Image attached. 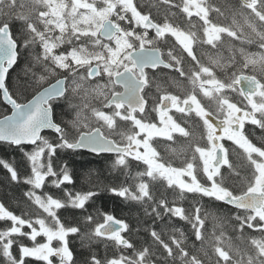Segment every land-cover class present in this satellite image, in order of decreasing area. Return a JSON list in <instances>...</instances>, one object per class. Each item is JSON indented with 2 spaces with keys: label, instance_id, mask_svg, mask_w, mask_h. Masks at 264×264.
Returning a JSON list of instances; mask_svg holds the SVG:
<instances>
[{
  "label": "snow or ice",
  "instance_id": "1",
  "mask_svg": "<svg viewBox=\"0 0 264 264\" xmlns=\"http://www.w3.org/2000/svg\"><path fill=\"white\" fill-rule=\"evenodd\" d=\"M157 138L186 141L178 166ZM0 148L28 202H0V264H264V0H0ZM80 150L142 169L104 191L151 220L143 243L71 190Z\"/></svg>",
  "mask_w": 264,
  "mask_h": 264
},
{
  "label": "trees",
  "instance_id": "2",
  "mask_svg": "<svg viewBox=\"0 0 264 264\" xmlns=\"http://www.w3.org/2000/svg\"><path fill=\"white\" fill-rule=\"evenodd\" d=\"M215 2L222 6H226V0H215ZM249 50L257 51L255 46H250ZM23 59L24 57H21L22 61ZM17 71H19V69H17ZM15 75L16 74L13 73V76ZM61 109H63V107H57L56 112H58V114L61 113ZM257 134H259V130H257ZM45 135L50 136L51 134ZM177 143L179 146H181L179 149L186 147V141H184L183 138H180L177 142H175V146ZM154 146L157 148V151L161 153V156L171 154L166 152V145L158 143ZM26 150H31V148L26 147ZM179 153L180 151H178V154ZM4 156H7L8 159L16 163H20V172H24L26 170V165L23 162L22 154L19 151L13 150L11 148H0V157ZM182 158V155H178L177 160H181ZM66 159L70 163L71 168L75 173L74 178L76 184L74 189H71V186H69L71 190H82L92 187V185H98L100 188V196L94 199V201L90 202L91 206L88 207L89 213L95 215L97 212H108L115 215L117 218L125 219L133 229L140 228L139 233H136L135 231L133 232L132 239L141 243L148 239V234L144 231V229L151 224V220L143 215L139 205L131 206L128 202L122 201L121 198L113 197L111 193L104 191V186L119 184L125 181L131 184V176H134L136 171L142 169L133 166L130 169V176L126 177L119 171L111 170L109 155L98 156L83 151L68 155ZM171 162L176 166L180 164L177 163L178 161ZM5 171L6 170L0 168V202L5 203L9 209L14 210L17 214H20L23 209L28 208V202H26V198L23 196V193L27 190V186L8 183L5 177ZM154 191L155 194L159 196L160 193L164 192L165 190L163 187H160L158 191ZM167 198L169 200L173 199L170 194H167ZM184 205L187 207V201L184 202ZM177 227H181L189 235V246H191L193 243L199 245V242L195 241L194 237L191 236V229L185 222L179 221ZM40 239L41 238L38 237V240ZM74 247L77 252L78 260L87 254L86 250L81 249L79 242H76ZM95 247H98L99 254L102 255L104 252L103 246L101 245Z\"/></svg>",
  "mask_w": 264,
  "mask_h": 264
},
{
  "label": "rangeland",
  "instance_id": "3",
  "mask_svg": "<svg viewBox=\"0 0 264 264\" xmlns=\"http://www.w3.org/2000/svg\"><path fill=\"white\" fill-rule=\"evenodd\" d=\"M177 146V147H176ZM176 146H175V143H170V142H168V144H166V152L167 153H171V154H167V155H163L162 157H163V159H165V160H169L170 162L171 161H175V162H177V163H181V160H177V157H178V155H181L180 153L178 154V151H180V147L181 146H179V144L177 143L176 144ZM172 149H176L177 151H176V153H173L172 152Z\"/></svg>",
  "mask_w": 264,
  "mask_h": 264
},
{
  "label": "flooded vegetation",
  "instance_id": "4",
  "mask_svg": "<svg viewBox=\"0 0 264 264\" xmlns=\"http://www.w3.org/2000/svg\"><path fill=\"white\" fill-rule=\"evenodd\" d=\"M65 109H61V113L64 111ZM58 113V112H57ZM60 114V113H59ZM43 134H51L50 133V131H48V132H45V133H43ZM157 139H159L160 140V143L161 144H163V145H166V144H168V142L167 141H164L162 138H157ZM170 143H173V142H170ZM230 143V142H229ZM155 144H158V143H154V145ZM27 147H29V148H31V146H27Z\"/></svg>",
  "mask_w": 264,
  "mask_h": 264
},
{
  "label": "water",
  "instance_id": "5",
  "mask_svg": "<svg viewBox=\"0 0 264 264\" xmlns=\"http://www.w3.org/2000/svg\"><path fill=\"white\" fill-rule=\"evenodd\" d=\"M49 130H45V132H48ZM80 151H83V152H87V153H89V154H92V155H96V154H93V153H90V152H88V151H86V150H80ZM100 155H110V154H100Z\"/></svg>",
  "mask_w": 264,
  "mask_h": 264
}]
</instances>
